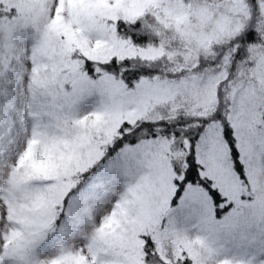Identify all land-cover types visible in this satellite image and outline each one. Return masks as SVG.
Returning <instances> with one entry per match:
<instances>
[{"label": "snow or ice", "instance_id": "snow-or-ice-1", "mask_svg": "<svg viewBox=\"0 0 264 264\" xmlns=\"http://www.w3.org/2000/svg\"><path fill=\"white\" fill-rule=\"evenodd\" d=\"M0 264H264V0H0Z\"/></svg>", "mask_w": 264, "mask_h": 264}]
</instances>
